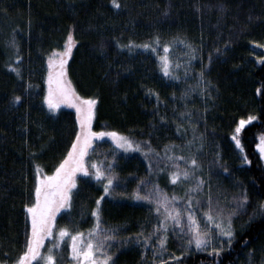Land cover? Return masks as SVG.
<instances>
[{
  "label": "trees",
  "instance_id": "1",
  "mask_svg": "<svg viewBox=\"0 0 264 264\" xmlns=\"http://www.w3.org/2000/svg\"><path fill=\"white\" fill-rule=\"evenodd\" d=\"M120 2L122 7L117 9L110 0H0V261L12 264L23 250L24 205L34 200V162L52 174L75 137L74 113L62 109L50 115L43 104L48 58H60L53 50L64 49L70 30L75 42L64 57L66 76L79 96L97 101L93 131H116L137 141L148 140L158 151L165 144L184 145L195 138L191 151H198L202 172L197 174L206 181L205 195L209 184L222 203L225 196L246 190L248 212L264 200V158L257 148L264 136V0ZM14 33L22 57L15 63L22 68V79L7 68L16 54L7 46ZM156 33L162 37L161 45L179 36L196 48L195 62L185 79L163 77L156 55L139 48L132 52L118 48L113 39L141 43ZM202 65L207 67L200 81ZM43 68L47 69L44 79ZM26 84L31 88L26 90ZM15 95L22 96V101L13 103ZM250 115L256 119L241 128L238 148L233 141L235 130ZM113 149L106 141H95L87 159H111ZM176 152L191 154L187 147ZM115 162L125 186L103 199L104 219L122 225L126 230L121 235L128 236L152 215L149 206L135 204L131 198L137 180L146 175L147 162L139 151L126 155L117 149ZM77 176L73 208L70 213L61 212L56 224L73 222L87 230L93 223L90 209L103 193V185ZM158 182L169 195L184 194L183 186H173L166 174ZM248 219V215L236 219L231 248L225 245L218 256L192 251L181 257L180 264H249L250 250L251 264H260L264 217L245 223ZM181 243L170 236L169 253L178 256L183 252ZM140 259L136 248L122 247L116 264H139Z\"/></svg>",
  "mask_w": 264,
  "mask_h": 264
},
{
  "label": "snow or ice",
  "instance_id": "2",
  "mask_svg": "<svg viewBox=\"0 0 264 264\" xmlns=\"http://www.w3.org/2000/svg\"><path fill=\"white\" fill-rule=\"evenodd\" d=\"M110 2L114 8L122 7L120 0H110ZM113 39L118 48H127L129 52L139 48L150 49L153 53H158L160 51L158 46L162 42L159 33L141 43L131 38L126 44L121 43L115 37ZM74 42L73 33L70 30L64 49L62 51L53 50L54 55L60 58L54 61L53 56H49V70L45 79L47 91L43 100L49 111H55L61 103H68L75 107L78 127L67 154L60 160L52 174L45 173L42 165L34 162L36 173L32 190L34 200L24 205L26 228L23 250L12 264H33L34 261L37 264L41 261L42 264H60L62 259H67L68 264H116L119 250L130 244L140 245L144 249L141 252L142 258H146V251L151 250L150 264H167L165 256L175 264H180L181 257L192 251H208L210 255L218 256L225 245L231 248L236 236V219L241 215H248L249 219L245 223H249L256 217H264V200L259 201L252 207L251 212H248L250 198L246 190L231 198L225 196L222 203L220 194L213 196L209 184L207 195H205L206 181L202 175L197 174L202 172V165L197 159L198 151H191L195 138L185 141L184 145H177L174 142L165 144L163 149L158 151L148 140L137 141L116 131H93L92 119L95 115L96 99L79 96L71 88V82L66 80L64 65L67 61L64 57L71 53ZM176 44L188 49L184 55L189 56L190 59L194 56L196 48L179 36L163 42L164 55L158 57L162 63V70L166 76L178 80L180 77L175 75L174 68H179L181 65L180 63L173 64L168 55L170 49ZM7 46L15 49L16 53L7 64V68L22 79V68L15 63L22 61L15 33L7 41ZM219 51L220 49H216V52ZM211 58L209 54V61ZM205 67L207 66L202 65L198 74L200 81L204 79L203 68ZM185 71H188L187 66ZM25 88L28 90L31 85L26 84ZM201 91H204L203 87ZM149 92L152 94L151 90ZM155 95L159 99V94L155 93ZM21 101L22 96L20 95L12 98L13 103ZM180 115L185 116L184 113ZM161 119L165 117L161 116ZM254 119L256 117L251 115L247 120L241 119L235 130L236 133L240 132L241 126ZM182 127V124L177 125V131L179 132ZM25 130H27V125H25ZM103 136L112 137L116 149H123L125 152L139 151L147 162L146 175L137 180L131 198L147 202L152 215L151 218L145 219L135 234L129 233L128 236H122L121 232L126 230L122 225L110 224L104 219L103 199L106 195L111 196L116 189L124 187L125 178H122L116 171V149L112 150L111 159L107 156L103 159H86L92 150L93 138L99 139ZM233 139L239 146V139L235 135ZM185 147L191 154L178 155L176 150H183ZM257 148L261 157L264 158V136L260 137ZM30 155H35V153H30ZM244 159L247 161V156ZM224 172H228V169L224 168ZM78 173L103 185V193L96 198L95 205L90 209L93 223L87 230L78 229L73 222L57 229V213L61 209H66L70 213L73 208V190L77 188ZM153 173L156 174L155 179ZM162 174H166L173 186H183L184 194L169 195L161 188L158 179ZM120 195L123 196L126 193H120ZM82 214L88 215V210L82 209ZM149 224H151L150 228ZM170 236H175L182 242L181 247L184 251L178 256L168 251ZM46 237L52 238L55 243L48 246L47 252L44 253L41 248L45 246ZM69 237L70 243L67 244L68 251L65 257L62 255L61 241ZM246 243L247 238H245V245ZM252 251L250 250L249 264L253 260ZM0 264H7V260L0 261ZM260 264H264V257L261 258Z\"/></svg>",
  "mask_w": 264,
  "mask_h": 264
},
{
  "label": "rangeland",
  "instance_id": "3",
  "mask_svg": "<svg viewBox=\"0 0 264 264\" xmlns=\"http://www.w3.org/2000/svg\"><path fill=\"white\" fill-rule=\"evenodd\" d=\"M60 47L61 46H59V48ZM158 47L160 49V51L158 53H153L150 49L149 50H145V51L146 52L153 53L158 58L159 56L164 55V53H163V45L160 44ZM187 51H188V49L184 48L183 45L176 44L172 49H170V52L168 54L169 55V58L173 61V64L180 63V65H181L179 68H174L175 75L179 76L180 79H178V80L177 79H173L171 76H168L167 77L164 74L163 70H162V63L158 59L159 60V63H160V66H161V75L163 77L167 78V79H170L171 81H180L181 79H185L186 76H187V73H188V71L187 72L185 71V67L187 66V68L189 69V67L195 62V59H196V54H194V56L191 59L189 58V56L184 55V53L187 52ZM64 68H66V64L64 65ZM46 72H47V69L43 68L42 71H41L42 79L45 78ZM66 80H68L67 79V76H66ZM46 91H47V84H46V88H45V93H46ZM45 93H44V95H45ZM44 95H43V97H44ZM43 104L48 109L47 105L44 103V100H43ZM62 109H66V110L72 111L74 113L75 119H76V109H75V107H73L72 105H70L68 103H61L59 105V107L55 111H49V114L52 115L53 113L57 112L58 110H62ZM76 126H77V124H76ZM242 127L243 126H241V128ZM104 132H109V131H104ZM234 135L238 139L239 133H236V131H235V134ZM95 141H106V142L110 143L116 149V144L113 141L112 137H110V136H103V137H100L99 139L93 138L92 145L94 144ZM233 141H234L235 145L239 148L240 146L237 145L236 140L233 139ZM117 150L120 151L123 154H126V155H132V154H135V153L138 152V151H128V152H125L123 149H117ZM86 159H87V157H86ZM106 197H109V196L106 195ZM134 203L135 204H138V205H141L142 207L149 206V204L147 202L142 201V200H134ZM64 211H66V209H61L60 212L57 213V216L61 212H64ZM58 228L59 227H57V229ZM53 243H55V241L52 238L46 237L45 238V246L41 248V251L44 252V253H46L47 252V247L48 246H51V244H53ZM68 243H70V237L69 238H66L65 241H61V244L63 245L62 255L65 256V257H67V251H68L67 244ZM125 247H127V248H136V250L140 253V258H141L139 264H150V261L152 259V252H151V250L146 251V253H145L146 258H142L141 257V252L144 251V249L140 245L130 244V245L125 246ZM198 252H200V251H198ZM203 252H205V251H203ZM164 259H168V257L165 256ZM33 264H37V262L34 261ZM40 264H42V261L40 262ZM60 264H68V260L67 259H62L60 261Z\"/></svg>",
  "mask_w": 264,
  "mask_h": 264
}]
</instances>
